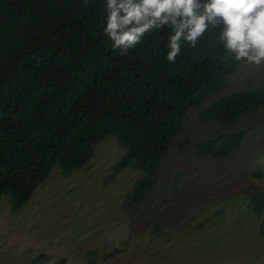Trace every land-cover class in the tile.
<instances>
[{
	"label": "trees",
	"instance_id": "obj_1",
	"mask_svg": "<svg viewBox=\"0 0 264 264\" xmlns=\"http://www.w3.org/2000/svg\"><path fill=\"white\" fill-rule=\"evenodd\" d=\"M104 4L0 0V194L9 197L11 210L26 203L54 164L68 175L107 135L115 137L121 151L109 175L124 167L140 171L121 206L139 203L157 183L161 159L186 109L216 91L239 63L223 48L219 27L209 29L195 47L182 43L175 63L167 61L168 25L152 29L141 43L122 52L103 32ZM260 106L264 77L222 94L197 115L231 126ZM244 131L231 128L194 140L192 147L226 157ZM176 144L183 150L188 137ZM260 173L255 168L254 175ZM246 198L264 237V188ZM151 232L154 237L170 231L154 224ZM44 257L38 253L27 264H40ZM63 262L60 257L54 264Z\"/></svg>",
	"mask_w": 264,
	"mask_h": 264
},
{
	"label": "rangeland",
	"instance_id": "obj_2",
	"mask_svg": "<svg viewBox=\"0 0 264 264\" xmlns=\"http://www.w3.org/2000/svg\"><path fill=\"white\" fill-rule=\"evenodd\" d=\"M261 77L264 64L241 60L216 91L185 111L157 183L137 204L124 208L121 201L140 171L124 167L109 175L121 152L111 135L68 175L54 164L16 210L0 194V264H27L38 253L46 258L40 264L60 257L63 264H264V237L246 198L264 188V106L231 126L197 115L222 94L253 86ZM231 128L245 131L226 157L193 149L192 141ZM183 137L188 145L178 150ZM154 224L170 232L153 237Z\"/></svg>",
	"mask_w": 264,
	"mask_h": 264
},
{
	"label": "clouds",
	"instance_id": "obj_3",
	"mask_svg": "<svg viewBox=\"0 0 264 264\" xmlns=\"http://www.w3.org/2000/svg\"><path fill=\"white\" fill-rule=\"evenodd\" d=\"M104 7L103 32L122 52L168 25L167 61L175 63L182 43L195 47L209 29L219 27L223 48L237 61L264 64V0H105Z\"/></svg>",
	"mask_w": 264,
	"mask_h": 264
}]
</instances>
